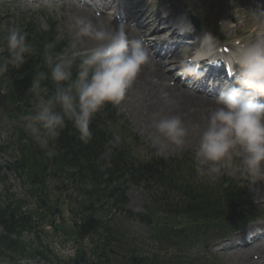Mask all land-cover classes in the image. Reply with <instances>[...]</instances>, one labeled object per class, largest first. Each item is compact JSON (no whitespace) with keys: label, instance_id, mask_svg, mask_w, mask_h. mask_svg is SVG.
Masks as SVG:
<instances>
[{"label":"clouds","instance_id":"obj_1","mask_svg":"<svg viewBox=\"0 0 264 264\" xmlns=\"http://www.w3.org/2000/svg\"><path fill=\"white\" fill-rule=\"evenodd\" d=\"M248 13L256 31L231 50L222 51L219 40L204 33L200 46L183 48L175 63L178 75L196 79L203 75L201 60L214 63L220 59L232 67L238 86H225L212 99L215 106L199 130L193 163L199 177L215 181L224 174L240 175L255 188L258 181H264V103L258 101L264 97V10ZM66 30L71 38L62 49L57 50L55 40L44 44L41 64L27 89L31 106L13 121L41 148L57 140L68 121L79 139L88 143L96 114L107 104L120 105L142 69L154 59L144 36L124 22L114 26L75 16ZM181 31L194 29L189 22ZM34 55L36 48L28 33L18 25L7 27L0 38V76L20 69ZM161 98L165 104H175L167 92ZM152 127L157 155L169 145L183 149L188 144L190 130L180 115L161 116Z\"/></svg>","mask_w":264,"mask_h":264},{"label":"rangeland","instance_id":"obj_2","mask_svg":"<svg viewBox=\"0 0 264 264\" xmlns=\"http://www.w3.org/2000/svg\"><path fill=\"white\" fill-rule=\"evenodd\" d=\"M199 1L201 0H190L189 2H192V4L197 5L199 7ZM230 2L238 3L237 8L234 10L235 15H239V19L237 20V25L242 29L246 30L247 32L256 31L255 25L253 24L251 17L249 16L248 12L256 11L255 9H252L253 7L250 6L249 3H247L245 0L239 1V0H228ZM47 6V11L53 15L54 20L56 19V30H57V36L59 38L66 39L67 41L71 38L70 34L66 30L67 23L72 20V18L75 17L73 14V11L71 7H64L62 4H54L50 3L45 0H1L0 1V14L2 13L4 16L11 13V15H15V17H20V15H27V17H32L37 24L38 27L46 28V21L42 17V13L39 12V9H41L44 6ZM249 6V7H247ZM210 7H212L210 5ZM251 7V8H250ZM213 8V7H212ZM256 8V7H255ZM208 9V8H207ZM225 14H229L228 11H224ZM247 19V22H246ZM15 21L14 19L12 22ZM234 30L231 29L230 33L234 36ZM239 30V29H238ZM240 31V30H239ZM118 111L121 115H123L130 123L131 128L134 132L138 133L141 137V140L145 143H147V146H149L150 149L157 152V147L153 144V134L151 133L150 128L144 129L143 126H141L140 116L139 113L132 109L130 105L126 103L124 100L120 105H118ZM8 117L3 112L2 107L0 106V121L1 125H3L7 121ZM3 129H1L2 132V139L6 137V134L3 133ZM119 143V139H116L115 145ZM198 144L188 143L183 149H176L175 146L169 145L167 149L163 150L162 156L165 159H170L171 157H177L180 155H183L186 152H191L194 156L195 150L197 148ZM197 175V173H196ZM233 177L235 179L242 178L240 175H229L224 174L222 177ZM245 178V177H244ZM201 181L209 182L208 178H202L199 177ZM248 180V178H246ZM218 180V179H217ZM216 181V180H215ZM253 183H255V178H252ZM248 186L250 190V198L253 199L256 205L264 208V181H258L255 184V188H253L249 184L248 180ZM262 191V192H261ZM127 194L129 196V207L133 209L134 211H140L143 208L144 202L147 198V191L142 186H130L128 188ZM223 242L222 240L218 242L216 240L212 247H211V255L208 254L209 250H205L204 246L202 244H195L193 248L191 249V253L194 255H206L209 257V260L211 261V264H243L242 261L238 259V257L235 256V250H228V251H222L219 250V244ZM75 249V247H74ZM65 253H71L72 255L75 254V251L71 247H67L64 249ZM239 256V255H237ZM236 257V258H234ZM213 258V262L212 259ZM94 257L90 259V261H93ZM2 264V263H0ZM31 264H39L36 262H32Z\"/></svg>","mask_w":264,"mask_h":264},{"label":"bare ground","instance_id":"obj_3","mask_svg":"<svg viewBox=\"0 0 264 264\" xmlns=\"http://www.w3.org/2000/svg\"><path fill=\"white\" fill-rule=\"evenodd\" d=\"M211 1L216 2L217 0ZM252 4L254 5V3ZM217 10H219L218 7ZM73 14L75 16L91 18L94 22H103L106 25L112 24L109 23L105 17L102 19L98 18L90 11L81 7H75ZM142 17H144L145 20L143 19L139 24L141 26L143 24L145 27L152 26L154 31L161 29L162 24L166 23L165 18L158 15L154 17L152 14H144ZM113 23L118 25L116 22ZM133 34H136L135 31H133ZM151 46L152 44L149 42V48ZM162 48L164 49L165 46L160 47V49ZM166 49L168 50L169 47ZM158 54L163 55L161 52H158ZM153 56L155 57V55ZM170 76L172 75L168 74L162 65L154 58L151 64L146 65L142 69L125 101L138 111L145 129L153 128L152 125L154 121L161 116L180 115L190 130L188 143L198 144L199 130L205 125L209 110L215 106L214 102L200 99L178 84H173L171 86L167 82ZM164 92L169 94L175 101V104H165L164 100L161 98ZM153 130L155 131L154 128ZM254 252L260 254L257 260L252 258ZM238 254L239 256H237ZM235 256L242 258L245 264H264V243L257 242L245 249L242 245H238Z\"/></svg>","mask_w":264,"mask_h":264},{"label":"trees","instance_id":"obj_4","mask_svg":"<svg viewBox=\"0 0 264 264\" xmlns=\"http://www.w3.org/2000/svg\"><path fill=\"white\" fill-rule=\"evenodd\" d=\"M28 39L31 41L32 44H34L36 48V55L32 56L27 60V62L20 68V69H11V78L7 85L8 88H12L13 92L15 91V94H18V96H23L25 91L28 89V87L31 85L32 77L35 73V71L38 70V65L41 64V58L40 53L43 51L44 44L53 41V36L51 33H44L39 37L38 35L33 38V40L28 37ZM57 50H60V48L57 46ZM49 84V82H48ZM73 129L70 130L69 126L61 132L60 137L56 140V142L59 145V155L54 157V162H57L56 165L63 169L66 166L72 165H79L81 168V171H77V178L79 180H90L94 182V184L102 183L99 182L103 179L102 174H99V172L94 169L93 167H89L88 169L85 167L82 160L84 159L86 164L91 165L93 163L92 154H87L85 151L84 143L77 137H75ZM89 153H91V150H88ZM92 160V161H91ZM73 161V162H72ZM140 163L136 167V174H149L150 170L151 173L152 169H154V166L152 167V164L148 162L139 161ZM111 177L107 180L111 181L114 178L113 171L110 173ZM185 196L188 200L189 204L187 207V210L192 214L193 221L190 223V225H194V221H206V215L205 211H203L202 208L198 207L196 202L193 201V198H195L197 195L195 193H192L188 186L185 185ZM169 208L166 209L168 211ZM96 210L94 203H90L88 207H83L81 214L84 216L85 222H83V226H86L88 223L90 224H98L100 223V220L97 219L96 213L93 211ZM27 217L24 213H22L17 208H12L11 206L1 208L0 209V224L6 225V229L11 233H19L21 227L26 226L29 222L27 219L22 220V218ZM10 244L14 248H19V245L16 242H12L8 240ZM21 249H18L20 251Z\"/></svg>","mask_w":264,"mask_h":264}]
</instances>
